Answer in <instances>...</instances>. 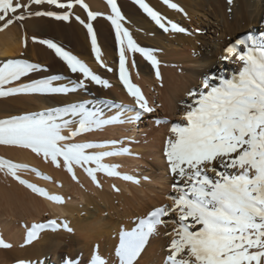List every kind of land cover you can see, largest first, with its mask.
<instances>
[{"label":"snow or ice","instance_id":"obj_1","mask_svg":"<svg viewBox=\"0 0 264 264\" xmlns=\"http://www.w3.org/2000/svg\"><path fill=\"white\" fill-rule=\"evenodd\" d=\"M143 12L165 32L185 33L186 29L172 21L165 22L158 11L146 0H134ZM170 8L184 10L171 0H163ZM231 2V0H229ZM51 5L60 11H35L33 5ZM110 22L118 46V77L127 93L134 98V105H119V114L106 118L102 109H93L85 103H73L64 107L49 108L38 113L0 119V144L30 149L46 161L59 167L61 162L72 178L76 179L74 166H80L99 186L97 173L121 177L139 183L134 176L122 174L118 165L105 163L106 157L132 154L129 147H120L119 141L68 142L74 137L101 129L121 119L128 111L135 114L126 117L129 122L139 120L143 114L153 113L142 89L132 82L128 69L129 55L139 53L156 70L160 78L159 60L155 49L141 47L133 38L118 0H107ZM79 6L86 17L81 18L75 9ZM45 16L61 22L73 19L86 29L91 52L100 67L112 72L104 59L94 21L104 13L90 10L85 0H0V22L7 28L14 22L29 16ZM33 41L36 37L32 38ZM238 39L226 52L230 59L242 66L229 75L205 76L202 86L188 93L191 102L185 104L182 121L171 124L169 136L162 154L169 174L174 178L168 199L154 207L145 216L137 218L130 230H121L115 255L119 264H136L150 237L158 227L175 225L171 233L169 253L164 264H264V36L259 40ZM25 46L27 40L24 41ZM52 50L77 79L70 86L61 84L57 77L20 83L28 74L42 69V65L28 60H12L0 66V97L18 94H69L86 89L89 84L104 88L112 85L94 71L84 60L66 50L51 39L40 40ZM243 46L244 51L240 52ZM135 62L132 67H135ZM157 124L168 123L157 120ZM75 125V129L72 126ZM69 129L67 135L64 131ZM112 145L111 150L92 151ZM29 166L0 157V170L27 185L34 192L49 196L48 192L22 179L21 169ZM42 175L38 169H32ZM45 179L50 177L45 176ZM115 188V186H113ZM118 190V189H116ZM50 199L62 203L58 195ZM175 216V219H165ZM73 229L65 220L60 223L50 219L46 223H34L27 231L25 243L30 244L45 229ZM0 246L10 247L3 239ZM20 264H25L21 261ZM65 264H73L68 260ZM91 264H108L98 253Z\"/></svg>","mask_w":264,"mask_h":264},{"label":"bare ground","instance_id":"obj_2","mask_svg":"<svg viewBox=\"0 0 264 264\" xmlns=\"http://www.w3.org/2000/svg\"><path fill=\"white\" fill-rule=\"evenodd\" d=\"M146 2L165 17V22L169 21L170 18L166 17L170 15H172L171 19L176 20H181L186 15L191 18L198 13V10L203 11L205 18L206 16L208 18L205 19L206 22H198V25H202L201 33L203 34L200 36L202 39L197 35L174 31H170L171 35L167 38V35H165L167 33L159 28L135 4L134 0H118L121 11L126 18L125 26L130 28L133 38L141 47L156 50L160 78L156 77V70L139 53L130 54L128 64L131 61L135 62L136 69L146 75V78L151 76L152 82L149 83L148 88H152V91L150 90V99H147L155 111L143 114L142 120L131 122L125 119V116L131 117L135 113L128 111L125 116L121 117L124 120L123 123H113L103 127L102 130H109L116 135H123L125 144L118 146L129 147L132 154L116 155L119 158L115 161L119 164H133L134 170H138L139 163H144L146 166L142 171L145 176L144 182L131 185V182L129 184L128 181H124V183L119 181L121 185L118 186L124 189L122 191L113 183L115 181H112L113 179L119 180L118 177H112V179L110 176H104L101 183L105 184L99 183V186H97L96 183L89 180L90 177L83 172L84 169H81L83 170L81 173L89 177L86 178V181L89 180L88 187H91V189L89 191L87 190L88 187L80 185L78 187L80 199L72 204H64V202L59 203L54 200H43L27 185L21 184L17 179L0 170V239L10 245V247L0 246V264H20L21 261L25 264H65L68 260H72L73 264H91L93 256L97 253L108 264H119L115 249L118 247V236L121 230L135 226L137 219L133 224L131 220L134 218L132 217H143L154 207L160 206L164 202L163 193L169 189L168 173L166 172L168 166L165 164L162 150L164 132L166 129H170L172 123L170 120L166 125L155 128L153 126L154 122L152 123L149 117L158 115L159 112L157 113L156 109H160V113L170 117L172 121L176 119L182 121L185 112H182L183 114L180 116L177 115L181 110L180 102L185 98V93L190 92L199 80L201 81L205 76H218L221 73L230 76L231 73L242 66L237 62L236 54H231L230 59H224L225 56H229L226 52L227 47L238 39L248 40L251 44L250 38L259 40L264 36V0H231V2L229 0H171V2L177 3L184 10L183 12L170 8L163 0H146ZM90 3V10L104 13L93 23L98 32V42L101 44L105 62L113 68L112 72L106 71L95 61L86 29L74 19L71 22H66V28L59 27L60 30L57 29V31L63 37L62 45L84 60L104 79L109 80L112 86L104 88L89 84L86 89H78L69 94H35L36 96H33V99L36 106L44 109L83 102L90 108L102 109L105 117L110 118L119 114V105H134V98L129 94L128 97H124L123 92L127 93V90L123 87L119 78H116L119 59L118 46L115 44L114 29L111 28L110 22L106 20V16L110 14L107 0H90ZM75 12L81 18L86 17V13L79 6L76 7ZM37 20L35 18L30 19L26 25L32 26L35 22L37 23ZM64 31L66 34H64ZM21 32L17 27H7L0 30V57L10 58L24 53L29 57V61L30 59L36 60L37 62L34 63L43 66L41 70L31 73L32 75H27L23 80H26L29 76L35 78L41 75L53 77L58 73L60 76H64L63 79H58V82L70 86V82L78 78L77 74L70 73L66 65L55 56L52 50L48 49L47 53L44 52V45L39 43L41 39L36 38L33 41L31 38V44L23 47L21 37H24V33ZM197 40L199 42L196 45ZM186 41L193 52L185 51ZM239 51H244L243 46ZM175 55L178 57L174 58ZM173 62H175V65L178 63L177 70L171 67ZM180 64H182V67H180ZM53 69L59 70L57 72ZM130 72L133 73L132 70ZM132 77L136 79L143 90L145 86L140 81L141 78L138 76L137 71L134 76H131V79ZM146 80L145 83L151 81ZM196 88L198 89L199 86ZM144 91L145 89L142 92ZM28 97H31V95ZM24 98L21 101H24ZM31 98L29 99L32 100ZM153 99H156L157 105L151 102ZM187 99L191 102L192 98L188 97ZM94 134L97 135L100 132L96 131ZM127 155L130 157H127ZM20 157V160L32 162L40 167L50 161H46L42 156L37 157L34 154L32 156L27 151ZM54 166L52 167L54 168ZM50 167V165H47L45 167L46 171ZM57 170L55 169L51 173ZM54 174H57V172ZM29 175L27 174V176ZM20 176L22 179L27 177L22 174ZM30 180L28 181L34 184ZM105 185L107 188H105ZM50 211H53L57 217L59 215L65 216L56 220L60 223L66 220L73 231L68 232L63 228H49L42 230L30 244L25 243L28 229L34 223H46L49 219L46 220L45 217ZM165 219L175 218L172 216ZM170 228L171 226L166 227V229H163L162 226L158 227L157 234L151 237L148 245H146L147 247L145 246L141 255L137 258L136 264H164L165 247L170 244L171 236L169 234L164 236L163 234Z\"/></svg>","mask_w":264,"mask_h":264},{"label":"rangeland","instance_id":"obj_3","mask_svg":"<svg viewBox=\"0 0 264 264\" xmlns=\"http://www.w3.org/2000/svg\"><path fill=\"white\" fill-rule=\"evenodd\" d=\"M23 2H27V0H23ZM62 2H66V0H62ZM85 2L86 3H88V4H91L90 3V0H85ZM33 12H35V11H49V10H51V11H60V9H58V8H56L55 6H51V5H47V4H44V5H39V6H37V5H33L32 6V9H31ZM198 13L197 14H195V15H193V17H191V18H189V16L188 15H186L185 17H183V18H181V20H183V21H181V20H176V19H171L172 18V15H170L169 17H166V18H170L169 20L170 21H174V23H176L177 22V24L178 25H180V26H182V27H184L185 29H186V34H190V35H197L198 37H200V36H202V34L203 33H201L202 32V25H198L199 23H202V22H206V20L205 19H207L208 17L206 16V18H205V15H203V11H201V10H198L197 11ZM221 17V16H220ZM38 19L37 20V23L35 22V24L34 25H32V26H29V25H26V23H27V21L28 20H30V19ZM173 18H174V16H173ZM199 20V21H198ZM202 21V22H201ZM199 22V23H198ZM184 23V24H183ZM2 24H3V22H0V30L1 29H3V27H2ZM57 25V26H56ZM26 26H28V27H26ZM10 27H17L18 28V30L20 29L22 32L21 33H24V37L22 36L21 38H22V41H21V43H22V46L23 47H26V46H29L30 44H31V41H32V39L31 38H33L34 36L37 38V39H41V40H43V39H51V40H53L54 42H57V43H59V44H61L62 45V41H63V37L60 35V33L57 31V29L58 30H60L59 29V27L60 28H62V27H64V28H66V22H61V21H57V20H55L54 18H51V17H45V16H35V15H33V16H29V17H27L25 20H23V21H20V22H14L12 25H10V26H8V28H10ZM31 27V28H30ZM171 31V30H170ZM170 31L169 32H165V33H167V34H165V35H167V38H168V36H170L171 34H170ZM53 32V33H52ZM60 32H62V31H60ZM20 33V34H21ZM64 34H66V32L64 31ZM23 35V34H22ZM59 35H60V37H59ZM194 37V36H193ZM201 39H202V37H200ZM25 39L27 40V44H26V46H25V43L23 42V41H25ZM197 39V38H196ZM197 42H199L198 40L196 41V45H197ZM188 42L186 41V45H185V51L186 52H188V51H192L193 52V50H191L190 48V45L189 44H187ZM63 46V45H62ZM187 46V47H186ZM64 47V46H63ZM182 47V46H181ZM65 48V47H64ZM46 49V50H45ZM66 50H67V48H65ZM178 49V48H177ZM180 49V48H179ZM188 49V50H187ZM47 51H48V48H47V46L46 45H44V52L45 53H47ZM191 52V53H192ZM190 53V52H189ZM176 57H178V56H174V58H176ZM1 59H0V66H2L4 63H7V62H9V61H12V60H20V59H24V60H28L29 61V57L28 56H26L24 53H22L20 56H14V57H0ZM27 58V59H26ZM29 62H31V63H34V62H37L36 60H31L30 59V61ZM131 63V64H130ZM132 61L131 62H129V64L127 65L128 66V68H131V69H129L130 71L132 70L133 71V73H131L130 71V78H131V76L133 75L134 76V73L137 71V74H138V76L142 79H140V81L141 82H143V84H144V89H145V91L143 92V94H145V97L146 98H149L150 97V92L152 91V88H148V86H149V83L150 82H152V80L150 79L151 78V76L150 77H147L146 78V75H144L142 72H140L139 70H137L136 69V67H132ZM181 66L180 67H182V64H180ZM178 63H176V65H175V62H173V64L171 65V67L172 68H175L176 70H177V68H178ZM53 70H55V71H57V70H59V69H53ZM58 72V71H57ZM33 73V72H32ZM28 75H32L31 73L30 74H28ZM40 75H41V72H40ZM30 77V78H29ZM28 78H26V80L24 79L23 80V78H22V80L20 81V83H29V82H31V81H35V80H40V79H48V78H52V77H44V76H37L36 78L34 77V76H29ZM53 77H57L58 79H63L64 78V76H60V74H55ZM63 77V78H62ZM149 79V80H151V81H148V82H146L145 83V79ZM116 78H119L118 77V71H116ZM204 78V77H203ZM135 78H133L132 77V79L131 80H133L132 82L134 83V81H135V83L138 85V82L136 81V79L134 80ZM146 80V81H147ZM25 81V82H24ZM58 82V81H57ZM202 82H203V79L200 81H198V83L195 85V86H193L192 88H191V90H193L194 88H196V87H201L202 86ZM148 84V85H147ZM138 86H140V84L138 85ZM141 87V86H140ZM148 88V89H147ZM122 89V88H121ZM141 89H142V87H141ZM143 89V90H144ZM142 90V91H143ZM148 90H149V92H148ZM151 90V91H150ZM190 90V91H191ZM122 91H124L123 89H122ZM124 93V97H128L127 95H128V93H126V92H123ZM126 93V94H125ZM188 93L189 92H187V93H185V98L183 99V101H181L180 102V106H181V110L177 113V115H181V114H183L184 112H185V104L187 103V102H190V101H188ZM31 95V97H28V96H30ZM33 96L35 97L36 95L35 94H18V95H14V96H10V97H0V119H7V118H11V117H17V116H22V115H26V114H29V113H38V112H41V111H44V110H46V109H44V108H40L39 106H36L35 105V102H34V99H33ZM186 96H188V97H186ZM24 97H26V98H24ZM23 98H24V101H21V100H23ZM29 98H31L32 100H30ZM27 99H29V100H27ZM150 99V98H149ZM32 101V102H31ZM149 101V100H148ZM127 102H128V100H127ZM151 102L152 103H155V105H157V101H156V99H153V101L151 100ZM27 103V104H26ZM33 105V106H32ZM39 107V108H38ZM13 111V112H12ZM156 112L158 113L159 112V114L158 115H153V116H150L149 118L151 119V121H152V123L154 122V124H153V126L155 127V128H158V127H161V126H164V125H166L167 123H160V124H157L156 123V121L159 119V120H161V121H164V120H167V121H170L171 120V123H175V122H180L178 119H176V120H173L172 121V119L170 118V117H168V116H166V115H163L162 113H160V109H156ZM183 112V113H182ZM162 116V117H161ZM164 116H166L165 118H164ZM152 119H154V120H152ZM139 120H142V118H140ZM158 126V127H157ZM75 125H73L72 126V129L71 130H74L75 129ZM103 128H101V129H98V130H94V131H92V132H89V133H83V134H80V135H78V136H76V137H74L73 138V140L72 141H68V142H94V143H97V144H104V142H106V141H111V140H116L117 139V141H119L120 143H119V145L121 144V145H124L125 144V142H123V135H116V134H114L113 132H110L109 130L108 131H105V130H102ZM96 131H99L100 132V134H94V133H96ZM68 132H69V129H67L65 132H64V134L65 135H67L68 134ZM167 132V133H166ZM92 134V135H91ZM169 136V129H166L165 130V132H164V144H165V139H167L166 137H168ZM94 137V138H93ZM116 137H118V138H116ZM78 138V139H77ZM89 138V139H88ZM110 138V139H109ZM120 138V139H119ZM119 139V140H118ZM122 140V141H121ZM108 146V147H107ZM113 146L112 145H105V147H103V148H96V149H92V151H104V150H111V148H112ZM13 151V152H12ZM20 151V152H19ZM22 151V152H21ZM25 151H27V152H29V154L31 155L32 154V156H33V154H34V156H37V157H40V156H38L37 154H35V153H33L30 149H25V148H22V147H19V146H13V145H4V144H0V157H2V158H4V159H8V160H11V161H13V162H16V163H22V164H26V165H28L29 167L28 168H26V169H21L20 170V175L22 174L23 176L25 175V176H27V174L29 175L30 173H33L34 174V176H33V174H30L29 176H27L26 178H23V179H25V180H30L31 178H33V179H31L30 181H32V182H34V184L37 186L38 184V186L40 187V188H43V189H45L47 192H48V194H49V196H44V195H41V194H39V193H37L36 192V194H38V196L40 195V198H42L43 200H52V199H50L49 197L50 196H54V195H58V196H61L62 198H63V202H64V204L66 203H69V204H72V203H74L76 200H78V199H80V196H79V194H78V187L80 186V185H84L85 187H88L89 186V184H88V182H89V180L91 181L92 179L90 178L89 180H88V182L86 181V178H89L88 176L86 177L85 176V174H86V172L85 171H83V170H81V169H83L82 167L81 168H79L80 166H74V172H75V175H76V179H73L72 178V174L71 173H69L68 171H67V169L63 166V163L61 162V165L59 166V167H57L56 165L54 166V164H52L51 163V161H49V160H47V161H49L48 163L46 162V163H44L45 165L47 164L48 166L50 165L51 167V169L53 168L52 166H54V168L57 170V169H59V170H57L56 172H57V174L59 175H57V174H54V173H56V172H54V173H51V172H53L55 169L53 168L52 170L49 168H47V171H46V166L45 165H43L42 167H40V166H38L37 164H34V163H32V162H28V161H22V160H20L19 159V157L20 156H22L23 155V153L25 152ZM7 152V153H6ZM17 153H20V154H17ZM4 154V155H3ZM127 157H130L129 155H127ZM21 158V157H20ZM112 158V159H111ZM119 157L118 156H111V157H106L105 158V160H104V162L105 163H108V164H113V163H118V162H116L117 161V159H118ZM114 160V161H113ZM116 160V161H115ZM51 163V164H50ZM165 164H166V166H167V163L165 162ZM44 167V168H43ZM125 167V168H124ZM146 166H145V164L144 163H139V168H138V170H134V167H133V164H127V163H125V164H119L118 163V168H117V170L119 171V172H121L122 174H127V175H131V176H134V177H139V178H137L136 177V179H138L139 180V183H141V182H144V179H145V176H144V174H142V171L144 170V168H145ZM127 168V169H126ZM141 168V169H140ZM32 169H38L39 171H40V173H42V175H37V173H35V171H32ZM79 169H80V171H79ZM59 171V172H58ZM61 171V172H60ZM81 171H83L84 173H81ZM133 171V172H132ZM49 172V173H48ZM141 172V173H140ZM166 172L168 173L167 175H168V179H169V189H168V191H166V192H164L163 193V199H164V202L162 203V204H160V206L161 205H163V204H165V203H168L169 205L172 203L169 199H168V196L170 195V194H172V192H171V188H170V186L174 183V178L169 174V171H168V169L166 170ZM46 173V174H45ZM61 173H62V175H65V176H67L66 178H64L65 176H62L61 175ZM78 173V174H77ZM99 173V174H98ZM97 173V179H98V181H99V183L100 184H102L101 182H103V178H104V176L105 177H109V176H107L105 173H102V172H98ZM136 175H135V174ZM54 174V175H53ZM83 174V175H82ZM37 175V176H36ZM53 175V176H52ZM87 175V174H86ZM31 176V177H30ZM45 176H47V177H50V179H45L44 177ZM54 176H56V177H54ZM99 177H100V179H99ZM117 178L116 176H111L110 178ZM28 178V179H27ZM34 178H35V180H34ZM63 178V179H62ZM84 178V179H83ZM112 178V179H113ZM142 178V179H141ZM117 179H119V180H116V179H113L112 181H115V182H113L115 185H119L121 182H119V181H122V183H124V181L126 182V181H128L127 183H129L130 184V182H131V185H133V184H136V182L134 183V181H129V180H124L123 178H121V177H118ZM34 180V181H33ZM38 181H40V182H38ZM48 181V182H47ZM146 181V180H145ZM36 182V183H35ZM38 182V183H37ZM117 182V183H116ZM30 183V182H29ZM49 183V184H48ZM33 184V183H32ZM103 184H105V183H103ZM102 184V185H103ZM121 185V184H120ZM89 188V189H88ZM87 188V190H89L90 191V189H91V187H88ZM105 188H107V186L105 185ZM118 188H121L120 186H118ZM122 189V188H121ZM124 189H122V191H123ZM128 194H130V193H128ZM165 194V195H164ZM56 202V201H55ZM62 202V203H63ZM171 202V203H170ZM83 203V202H82ZM51 213V214H50ZM50 213H48L46 216L48 217H45L46 218V220L47 219H59V218H64L65 216H63L62 217V215H59L58 217L56 216V214L53 212V211H50ZM54 214V215H53ZM51 215H53V216H51ZM61 216V217H60ZM142 217V216H141ZM132 218H134L133 220H131V222L133 221V224H135V221H136V219H137V217L135 218V217H132ZM131 218V219H132ZM139 218V217H138ZM174 218H175V216H174ZM45 220V221H46ZM47 222V221H46ZM137 222V221H136ZM162 226V228L164 229H166V227H169V226H171V228L169 229V230H167L163 235L164 236H167L169 233H171V231H172V229H173V227H175V225H172V224H168L167 226H164V225H161ZM160 226V227H161ZM132 228V227H131ZM130 228V229H131ZM130 229H125V230H130ZM150 239H151V237H150ZM150 241V240H149ZM149 243V242H148ZM148 243L146 244V245H148ZM118 245H119V236H118ZM167 246H169V245H167ZM165 247V252H166V255L163 257L164 258V260H165V258H166V256H167V254H168V252H169V248L168 247ZM147 247V246H146Z\"/></svg>","mask_w":264,"mask_h":264}]
</instances>
